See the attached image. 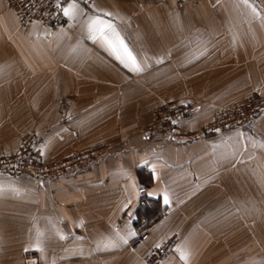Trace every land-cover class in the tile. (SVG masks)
I'll return each instance as SVG.
<instances>
[{"label":"crops","instance_id":"0c3cea01","mask_svg":"<svg viewBox=\"0 0 264 264\" xmlns=\"http://www.w3.org/2000/svg\"><path fill=\"white\" fill-rule=\"evenodd\" d=\"M65 9L63 26L22 24L0 0V156L28 133L45 161L111 149L53 180L0 175V264H146L173 238L161 264H264V109L182 142L143 133L165 101L194 107L181 121L190 131L250 93L264 97V0ZM117 36L141 70L109 45Z\"/></svg>","mask_w":264,"mask_h":264},{"label":"built area","instance_id":"2783aa9c","mask_svg":"<svg viewBox=\"0 0 264 264\" xmlns=\"http://www.w3.org/2000/svg\"><path fill=\"white\" fill-rule=\"evenodd\" d=\"M69 1L83 4L91 0H7L22 24L39 23L49 27L63 26L66 22L64 5ZM264 109V98L257 93L247 96L243 102L225 108L214 114L211 121L198 133L209 135L242 127L253 122ZM158 123L146 136L157 135L165 142L175 143L191 139V133L184 131L181 121L194 114L190 103L171 104L159 113ZM194 137V136H193ZM37 134L28 133L22 140L19 149L8 155L0 156V175L9 177L31 176L41 180H53L64 175L80 171L93 161H97L106 152V148H92L69 155L56 161H45L37 145ZM139 203L149 202L146 187L138 191ZM149 238L148 232L139 234L130 244L135 250ZM176 248V239H170L152 250L146 264H161Z\"/></svg>","mask_w":264,"mask_h":264},{"label":"rangeland","instance_id":"374dc122","mask_svg":"<svg viewBox=\"0 0 264 264\" xmlns=\"http://www.w3.org/2000/svg\"><path fill=\"white\" fill-rule=\"evenodd\" d=\"M254 93V92H253ZM252 93H250L249 95H251ZM249 95H247V96H249ZM247 96H245L244 98H242L241 100H239V101H237V102H235V103H233L232 105H230V106H227V107H224V108H222V109H220L219 111H221V110H223V109H225V108H229V107H233V106H235V105H238V104H240L241 102H243V100L247 97ZM261 96V95H260ZM262 97V96H261ZM262 98H264V97H262ZM171 104H179V102H177V101H165V102H163L162 104H160L158 107H156L155 109H154V111H153V120L151 121V123L150 124H148L147 126H145L144 128H143V133L144 134H146V132H149V130H151L153 127H155L156 126V124L158 123V118H159V112L161 111V110H165V109H167L168 108V106H170ZM218 111V112H219ZM217 113V112H216ZM215 113V114H216ZM214 116V115H213ZM213 118V117H212ZM211 121V120H210ZM209 121V122H210ZM209 122H207L205 125H203L201 128H199V129H197V130H190V131H188L189 133H191V138H194V137H198V136H206V135H204V134H199L198 132L201 130V129H203ZM183 129V128H182ZM184 130V129H183ZM184 131H186V130H184ZM226 132V131H225ZM209 135H211V134H209ZM146 136V135H145ZM194 136V137H193ZM147 137V136H146ZM151 137H158L157 135H152ZM159 138V137H158ZM163 140V139H162ZM164 141V140H163ZM165 142V141H164ZM165 143H169V142H165ZM92 148H106V152H105V154L103 155V156H101L100 158H102V157H104L105 155H107L108 154V152L110 151V145L109 144H100V145H97V146H94V147H92ZM92 148H89V149H92ZM87 150V149H86ZM84 151V150H83ZM79 152H82V151H79Z\"/></svg>","mask_w":264,"mask_h":264},{"label":"snow or ice","instance_id":"6c2138e0","mask_svg":"<svg viewBox=\"0 0 264 264\" xmlns=\"http://www.w3.org/2000/svg\"><path fill=\"white\" fill-rule=\"evenodd\" d=\"M65 14H69L71 9H65ZM110 46H112L115 50H117L120 54H122L134 67L135 70H141L139 64L137 63L136 57L133 53L127 48V46L123 43V41L117 36L115 41L108 40L107 41ZM167 202V201H166Z\"/></svg>","mask_w":264,"mask_h":264}]
</instances>
